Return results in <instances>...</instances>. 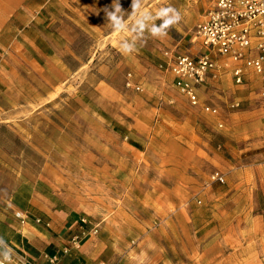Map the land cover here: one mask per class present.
<instances>
[{"label":"rangeland","instance_id":"374dc122","mask_svg":"<svg viewBox=\"0 0 264 264\" xmlns=\"http://www.w3.org/2000/svg\"><path fill=\"white\" fill-rule=\"evenodd\" d=\"M119 2L122 32L106 18L113 0H51L39 9L32 36L53 59L46 76L26 79L20 98L15 92L0 105V207L27 209L32 198L76 211L103 236L126 224L131 264H264V238L256 241L264 233V174L256 175L258 193L231 209L245 207L247 222L223 220L209 197L223 185L205 186L213 157L228 155L225 133L251 135L242 157L264 153L259 78L222 86L224 97L242 101L237 110L217 101L219 118L202 113L158 66L166 50L199 52L194 32L209 0H142L140 11L153 17L144 28L129 16L132 0ZM167 7L182 19L153 37L148 27L162 23L157 13ZM122 42L135 51H122Z\"/></svg>","mask_w":264,"mask_h":264},{"label":"crops","instance_id":"0c3cea01","mask_svg":"<svg viewBox=\"0 0 264 264\" xmlns=\"http://www.w3.org/2000/svg\"><path fill=\"white\" fill-rule=\"evenodd\" d=\"M50 1L0 0V105L8 102L11 95L16 97L15 92L18 100L26 79L36 80L38 74L46 76L49 72L48 62L53 58L32 34L37 32L39 9ZM228 83L231 82L227 79L222 86ZM14 102L16 101L13 100ZM236 116L238 115L232 114L231 121ZM244 118L252 120L251 117L248 118V114ZM231 133H225L227 138L223 145L227 146L228 155L213 157L216 165L211 172L222 173L225 184L212 188L209 197L214 201L211 208L216 207L223 220L227 219V223L231 218L247 222L249 214L245 207H238L237 214L231 209L235 201L258 193L256 185L260 181L256 180V175L264 174V153L242 157L248 144L246 138L251 135L245 132L239 138L233 137ZM253 148H260V145H254ZM27 204V209L16 205L10 208L0 207V262L3 264H131L125 256L129 244L134 243L131 239L132 230L128 225L113 224V228L106 229L107 236H103L102 231L97 236L84 238L82 232H87L91 225L81 224L83 216L76 211L47 208L32 198ZM17 210L27 214L29 219L22 223L14 216ZM257 217L261 216H252V221L260 224ZM36 219L40 223L35 222ZM257 235H262L257 236V242L264 238V233ZM74 239H79L80 243L74 244ZM65 248H69L67 253L63 252ZM47 256H57L58 260L50 263Z\"/></svg>","mask_w":264,"mask_h":264},{"label":"built area","instance_id":"2783aa9c","mask_svg":"<svg viewBox=\"0 0 264 264\" xmlns=\"http://www.w3.org/2000/svg\"><path fill=\"white\" fill-rule=\"evenodd\" d=\"M194 33L200 42L199 52L166 50L158 66L171 77L172 86L191 107L215 118L221 115L217 101H221L227 111L237 110L242 101L235 93L231 99L224 97L222 83L228 79L235 88H242L250 84L251 75L259 78L257 96L264 100V0H209L204 18ZM134 87L139 89V86ZM222 126L223 121L219 120L218 127ZM213 184H225L224 175L219 171L211 173L205 182L206 187ZM14 216L22 223L29 219L19 210ZM35 222L40 223V220ZM80 223L91 225L87 232H82L84 238L97 236L98 225L91 224L85 217ZM73 241L80 243L79 239ZM68 251L69 248L63 249L64 253ZM47 260L56 263L58 258L47 256Z\"/></svg>","mask_w":264,"mask_h":264},{"label":"clouds","instance_id":"9594fccd","mask_svg":"<svg viewBox=\"0 0 264 264\" xmlns=\"http://www.w3.org/2000/svg\"><path fill=\"white\" fill-rule=\"evenodd\" d=\"M142 5V0H132V12L129 16L135 19L139 27L144 28L146 26L145 22L152 20L153 17L148 13H142L140 11ZM111 9L112 10H109L107 8L105 9L108 23L111 25L114 31H124L126 27L124 22L125 12L122 10L119 0H113ZM157 18H159L162 23H160L159 25L152 24L150 28L148 27V30L153 37H160L166 35L167 30L182 19L180 13L172 7L160 9V11L157 13ZM120 47L121 50L126 53H131L135 51L134 46L126 42H122Z\"/></svg>","mask_w":264,"mask_h":264}]
</instances>
